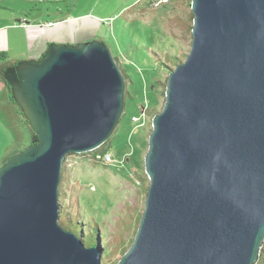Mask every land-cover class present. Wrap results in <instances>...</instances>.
<instances>
[{
	"label": "water",
	"instance_id": "95a60500",
	"mask_svg": "<svg viewBox=\"0 0 264 264\" xmlns=\"http://www.w3.org/2000/svg\"><path fill=\"white\" fill-rule=\"evenodd\" d=\"M191 44L168 74L144 157L149 180L116 264H254L264 239V0H191ZM36 141L0 168V264H100L59 223L62 162L102 146L124 80L92 40L50 44L4 72Z\"/></svg>",
	"mask_w": 264,
	"mask_h": 264
},
{
	"label": "rangeland",
	"instance_id": "374dc122",
	"mask_svg": "<svg viewBox=\"0 0 264 264\" xmlns=\"http://www.w3.org/2000/svg\"><path fill=\"white\" fill-rule=\"evenodd\" d=\"M190 4L191 0H0L6 15L11 13L7 9L13 10L28 22L97 17L100 27L88 35L94 34L93 40L108 48L123 76L122 110L107 145L111 161L92 153L69 154L59 183L58 223L71 232L78 228L85 247L97 238L100 264L117 261L137 230L149 186L144 157L152 114L164 106L168 74L189 53ZM16 113L14 129L0 128V168L36 141L21 110V117ZM254 264H264V239Z\"/></svg>",
	"mask_w": 264,
	"mask_h": 264
},
{
	"label": "crops",
	"instance_id": "0c3cea01",
	"mask_svg": "<svg viewBox=\"0 0 264 264\" xmlns=\"http://www.w3.org/2000/svg\"><path fill=\"white\" fill-rule=\"evenodd\" d=\"M3 10L0 5V128L10 131L15 128L14 112H17L18 118L21 114L12 101L4 72L20 62L39 60L50 44L77 45L93 40L94 34H88L100 27V22L97 17L89 18L85 15L72 20L48 19L42 23V20L31 19L28 22L27 19L17 17L13 10L7 9L11 12L7 15ZM19 124L22 125L21 120ZM29 137L32 142V135Z\"/></svg>",
	"mask_w": 264,
	"mask_h": 264
},
{
	"label": "trees",
	"instance_id": "16d2710c",
	"mask_svg": "<svg viewBox=\"0 0 264 264\" xmlns=\"http://www.w3.org/2000/svg\"><path fill=\"white\" fill-rule=\"evenodd\" d=\"M156 114H157V113L152 114V118H153V116L156 115ZM22 118H23V117H22ZM24 122H25V124H27V122H26L25 119H24ZM109 140H110V139H108V140H107L102 146H100L98 149H96V150H94V151H92V152H89V153H92L93 157H94V156L96 157V155H100V156H102V155H104V154H107V153H108L107 145H108V143H109ZM73 232H75L76 235H77L78 237H81V234H80V235L78 234V233H79L78 228L73 229ZM96 239H97V238H95V239L92 240V242L90 243V247H91V246H96V247L99 249V246L97 245V241H96ZM81 242L83 243V238H82ZM127 249H128V248L122 250L120 256H122V255L126 252ZM99 250H100V249H99ZM118 260H119V259H118ZM118 260L115 261L113 264H116V263L118 262Z\"/></svg>",
	"mask_w": 264,
	"mask_h": 264
},
{
	"label": "built area",
	"instance_id": "2783aa9c",
	"mask_svg": "<svg viewBox=\"0 0 264 264\" xmlns=\"http://www.w3.org/2000/svg\"><path fill=\"white\" fill-rule=\"evenodd\" d=\"M49 25H51V23ZM133 120H135V119H133ZM96 159L111 161L110 155L108 153L104 154L102 156L96 155Z\"/></svg>",
	"mask_w": 264,
	"mask_h": 264
}]
</instances>
